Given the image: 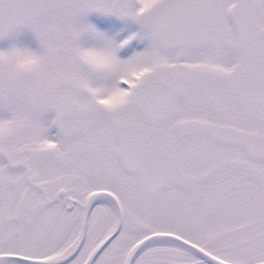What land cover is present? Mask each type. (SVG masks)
<instances>
[{"label": "snow or ice", "instance_id": "1", "mask_svg": "<svg viewBox=\"0 0 264 264\" xmlns=\"http://www.w3.org/2000/svg\"><path fill=\"white\" fill-rule=\"evenodd\" d=\"M0 264H264V0H0Z\"/></svg>", "mask_w": 264, "mask_h": 264}]
</instances>
